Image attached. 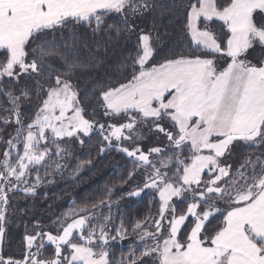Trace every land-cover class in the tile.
Instances as JSON below:
<instances>
[{
    "label": "snow or ice",
    "instance_id": "6c2138e0",
    "mask_svg": "<svg viewBox=\"0 0 264 264\" xmlns=\"http://www.w3.org/2000/svg\"><path fill=\"white\" fill-rule=\"evenodd\" d=\"M165 11L180 15L185 43L161 57L159 33L137 21ZM125 35L135 37L133 51L115 83L99 87L100 123L72 83L76 54ZM256 51L264 54V0H0V85L19 86H0L8 103L0 123L13 126L0 136V242L10 194L35 195L66 168L67 145L93 136L100 153L115 150L134 165L128 178L140 183L122 196L143 193L158 205L134 222L137 239L119 261L109 258L110 241L127 238L124 223L110 228L111 215L73 201L52 221L55 232L34 225L19 256L0 247V264H264V55L254 63ZM33 91L28 117L22 98ZM149 132L163 147L142 146Z\"/></svg>",
    "mask_w": 264,
    "mask_h": 264
},
{
    "label": "trees",
    "instance_id": "16d2710c",
    "mask_svg": "<svg viewBox=\"0 0 264 264\" xmlns=\"http://www.w3.org/2000/svg\"><path fill=\"white\" fill-rule=\"evenodd\" d=\"M161 3L169 5L171 0H161ZM180 20L179 14L165 11L162 16L159 14L155 17L148 16L137 23L145 30H154L159 33L160 55L164 57L182 50L185 38ZM134 43V36L125 35L119 40L113 38L111 44L101 45L96 41H88L86 46L80 47L76 59L81 68L73 74L72 83L76 85L81 103L87 112L91 114L95 111V116L90 118L100 123L105 122V117L95 107L99 87L105 83H115L119 75L117 68L120 61L133 51ZM98 48L99 51H97ZM256 53L257 56L253 55L251 59L253 62L259 57V52ZM51 63L56 74H63L60 58L53 57ZM40 83L44 84V81L40 80ZM0 86H4L6 90L19 87L14 84ZM29 87L32 90L35 85L29 82ZM16 94H19L18 91ZM36 103L37 97L33 91L30 99L22 98V112L31 117ZM0 104L8 108L7 100L3 96H0ZM3 115L4 112L0 111V116ZM12 132V125L5 126L0 123V136H3L5 140ZM102 143L97 136H93L91 140L86 139L83 145L78 142L69 143L67 147L70 155L64 159L67 166L62 173L49 177L52 180L51 183L42 184L36 189L35 195L23 191L10 194L3 243V251L6 254L19 256L24 247V237L35 231L34 225L39 223L42 226H53L52 221L58 214L65 212L73 201L77 203V206L87 205L91 208L97 205L100 218L111 215L110 228L112 225L119 227L123 222L128 229L127 238L110 241L109 258L119 261L122 253L127 254L130 244L127 240L136 237V233L132 231L134 222L142 219L146 214L154 215L158 205L152 200L151 195L142 193L141 197L122 196L125 190L130 191L140 183V179L137 176L131 180L128 178V173L133 170L134 165L126 155L115 150L100 153L99 148ZM3 151L4 145L0 143V154ZM108 189H111L113 193L110 198L107 195ZM109 199L113 202L110 210L107 206L100 205L101 200ZM52 254V247L48 246L45 252L46 258H51Z\"/></svg>",
    "mask_w": 264,
    "mask_h": 264
},
{
    "label": "rangeland",
    "instance_id": "374dc122",
    "mask_svg": "<svg viewBox=\"0 0 264 264\" xmlns=\"http://www.w3.org/2000/svg\"><path fill=\"white\" fill-rule=\"evenodd\" d=\"M257 53L256 52H251V54L249 55V59H252L253 55H256ZM264 55L262 54L261 52H259V57L254 59V62H256L257 60H259L261 58V56ZM257 56V55H256ZM164 145V141H163V137H160L159 139L155 136V134L149 132L147 133L146 135V138L144 139V141L142 142V146L147 149L148 147H151V146H158V147H163ZM253 151V154L255 153V150H252ZM238 161H234L233 163H237ZM95 211L97 213L100 212V210L98 208L95 209ZM46 228H49L51 229L53 232H55V228L54 226H44ZM4 228H5V233H6V221L4 222ZM4 238H5V235H4ZM4 238H3V241L0 242V247L3 248V243H4ZM137 239V236L134 237V238H131L129 240H127L128 243H134ZM50 247H53V246H50Z\"/></svg>",
    "mask_w": 264,
    "mask_h": 264
},
{
    "label": "crops",
    "instance_id": "0c3cea01",
    "mask_svg": "<svg viewBox=\"0 0 264 264\" xmlns=\"http://www.w3.org/2000/svg\"><path fill=\"white\" fill-rule=\"evenodd\" d=\"M256 52H260V51H256Z\"/></svg>",
    "mask_w": 264,
    "mask_h": 264
}]
</instances>
